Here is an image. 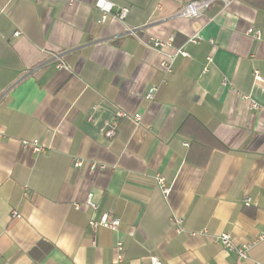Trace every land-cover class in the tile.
I'll return each mask as SVG.
<instances>
[{
	"label": "crops",
	"instance_id": "crops-1",
	"mask_svg": "<svg viewBox=\"0 0 264 264\" xmlns=\"http://www.w3.org/2000/svg\"><path fill=\"white\" fill-rule=\"evenodd\" d=\"M97 1L0 0V264H239L215 236L264 232V0H214L198 17L175 15L189 0ZM34 138L40 149L21 147ZM102 213L114 230L90 227ZM248 256L264 264V239Z\"/></svg>",
	"mask_w": 264,
	"mask_h": 264
},
{
	"label": "built area",
	"instance_id": "built-area-1",
	"mask_svg": "<svg viewBox=\"0 0 264 264\" xmlns=\"http://www.w3.org/2000/svg\"><path fill=\"white\" fill-rule=\"evenodd\" d=\"M70 3L73 2V0H68ZM214 0H189L182 4L175 12L176 16L179 17H198L203 14V12L206 10V8L210 5V3ZM223 2L224 5H228L232 0H220ZM98 6L104 10L105 12L110 11V3L107 0H99L97 1ZM127 13L126 8H121L118 12L114 13V17L122 20ZM105 18V15L102 16L101 21H103ZM128 33L135 35V30L133 28H127ZM246 34H249L252 38L255 40H259L261 37V32L258 28H255L253 26H248L245 30ZM19 31H15L14 35H18ZM191 42H198L200 40V37L197 34L192 35L188 39ZM172 41V37H168L166 39L161 38H152L151 41L148 43V46L154 48V49H162L165 46L170 45ZM147 45V44H146ZM177 54H186L184 50L181 48H177L175 52L171 55L166 56L161 62V66L166 70L169 71L171 69L172 61L174 59V56ZM52 59L55 62V66L58 69H68V64L63 60L60 54L58 53H52ZM157 87L155 85L150 86L146 93L145 97L148 100H152L154 96V92L156 91ZM250 108L253 110H260L261 106L257 104L254 101H250ZM125 115L123 112H117V116H123ZM134 119L136 122L139 121L140 115L134 114ZM102 130L104 132V135L107 137H112L115 134V125L112 123L105 122L104 126L102 127ZM21 147L27 148L31 147L33 150L40 149V146L38 145L37 139L27 140L22 139L20 141ZM83 164V161L81 158H74L72 165L74 167H80ZM89 170H95L101 168V165L97 164L96 162H89L88 164ZM156 182L158 186L160 187L162 193L164 195H167L170 191L169 186L166 185L164 178L161 175H156L155 177ZM85 202L92 208L96 209L97 204L92 200V194L88 193L85 199ZM244 204L250 205L251 199L249 197L244 198ZM13 215H16V212H12ZM173 222L176 224V230H179V224L181 222V218L179 217H173ZM119 224V219L116 217H111L107 213H102L98 219H89V225L92 229H95L97 226H106L110 229H115L117 225ZM215 239L220 242V244L223 247L224 252H233L235 253L239 264H262L261 262L257 260H253L248 256V250L258 241L264 239V232L258 234L255 238H253L250 241L247 242H241L236 243L232 236L228 232H223L215 236ZM115 250H116V258L117 261L122 260L123 258V246L120 241L116 242L115 244ZM152 264H163L157 257L152 256L150 258Z\"/></svg>",
	"mask_w": 264,
	"mask_h": 264
}]
</instances>
